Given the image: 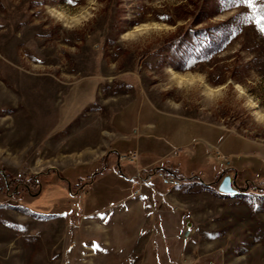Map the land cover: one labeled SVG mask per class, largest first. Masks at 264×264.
<instances>
[{
	"label": "rangeland",
	"instance_id": "obj_1",
	"mask_svg": "<svg viewBox=\"0 0 264 264\" xmlns=\"http://www.w3.org/2000/svg\"><path fill=\"white\" fill-rule=\"evenodd\" d=\"M169 67L186 79L165 91ZM253 112L264 0H0V264H264ZM160 119L212 130L211 147L127 183L105 157L141 159L138 128ZM133 192L146 217L121 213Z\"/></svg>",
	"mask_w": 264,
	"mask_h": 264
},
{
	"label": "crops",
	"instance_id": "obj_2",
	"mask_svg": "<svg viewBox=\"0 0 264 264\" xmlns=\"http://www.w3.org/2000/svg\"><path fill=\"white\" fill-rule=\"evenodd\" d=\"M210 132H212V130L201 129L193 122H181L179 121V119L176 121H167L165 119H162L161 121L160 119L158 124H142L138 128V132L135 138V144L140 149L139 153L143 154V157L145 155V157L143 158L141 156V159H139L137 163L132 166L134 171L132 173L128 172V174L130 173L131 176L128 177V174H126L127 176L124 175V168L132 163L120 161L119 155L115 152L116 150L114 149H111L110 152L112 153L105 157L104 164L108 167V164L112 161V164L115 165L119 176L127 183H132L130 182L131 179L139 177L142 173L150 169L151 171H153V175L154 170L157 169H160V171L164 170L166 172L167 170L169 171L170 168H173V170L181 172V170L183 169V165L181 162H179V159L189 160L192 152L197 150L196 144L200 143L205 147H211L212 144L210 142ZM240 145L241 144L237 142V146ZM234 156L238 157V155ZM119 163H122L121 168H119ZM159 163L169 164L170 168L166 165V167L158 166ZM102 169L103 168H101L97 172H94L93 175H96L94 177V181L98 176L108 174V168H105L103 170ZM168 174H172V171H170V173ZM92 183L93 180L85 183V185H90ZM80 187L83 188V185H81ZM135 198V194L123 198L125 202H130V204L127 205V208H123L121 213L126 210L128 214L137 212L142 217H146L143 207V201ZM142 222L145 224L146 221L143 220Z\"/></svg>",
	"mask_w": 264,
	"mask_h": 264
},
{
	"label": "clouds",
	"instance_id": "obj_3",
	"mask_svg": "<svg viewBox=\"0 0 264 264\" xmlns=\"http://www.w3.org/2000/svg\"><path fill=\"white\" fill-rule=\"evenodd\" d=\"M48 13L53 16L54 18L57 19V21H59L60 19H62L63 17V13L62 12H59L56 10L55 7L53 6H50L48 9H47ZM165 71L167 72L168 76H169V82L165 84V87L163 90H170L173 86H176V87H180L182 86V84L184 83L185 79H186V76L184 73H179L177 72V70L175 69H172V68H167L165 69ZM194 76V79L195 80H199L201 82H204L205 81V77L203 74H200V73H197V74H193ZM241 87V91L246 93V89H243L242 86ZM212 93V89H211V86H208L207 87V91L205 92V95H208L210 96ZM166 103L174 108V109H179L181 107V103L179 101H175L171 98H168ZM253 103V99L251 96H249V104H252ZM252 116H253V119L257 122V123H264V112H253L252 113Z\"/></svg>",
	"mask_w": 264,
	"mask_h": 264
},
{
	"label": "water",
	"instance_id": "obj_4",
	"mask_svg": "<svg viewBox=\"0 0 264 264\" xmlns=\"http://www.w3.org/2000/svg\"><path fill=\"white\" fill-rule=\"evenodd\" d=\"M218 191L225 194H233L236 189L233 187L231 177L228 175L223 176L221 182L218 185Z\"/></svg>",
	"mask_w": 264,
	"mask_h": 264
},
{
	"label": "built area",
	"instance_id": "obj_5",
	"mask_svg": "<svg viewBox=\"0 0 264 264\" xmlns=\"http://www.w3.org/2000/svg\"><path fill=\"white\" fill-rule=\"evenodd\" d=\"M138 158V153L136 151L128 152L124 155H119L120 161H125L129 163H136Z\"/></svg>",
	"mask_w": 264,
	"mask_h": 264
},
{
	"label": "trees",
	"instance_id": "obj_6",
	"mask_svg": "<svg viewBox=\"0 0 264 264\" xmlns=\"http://www.w3.org/2000/svg\"><path fill=\"white\" fill-rule=\"evenodd\" d=\"M234 168H235V167H232V170H233V171H236V168H235V170H234ZM166 173H170V171L167 170ZM80 180H81V179H80ZM38 183H39V182H38ZM255 183L260 184V183H262V181H260V182H255ZM36 184H37V183H36ZM38 185H39V184H38ZM38 185H37V186H38ZM79 185L81 186V184H79ZM80 186H79V187H80ZM39 188H40V186H39Z\"/></svg>",
	"mask_w": 264,
	"mask_h": 264
},
{
	"label": "snow or ice",
	"instance_id": "obj_7",
	"mask_svg": "<svg viewBox=\"0 0 264 264\" xmlns=\"http://www.w3.org/2000/svg\"><path fill=\"white\" fill-rule=\"evenodd\" d=\"M69 3H72V0H68Z\"/></svg>",
	"mask_w": 264,
	"mask_h": 264
}]
</instances>
